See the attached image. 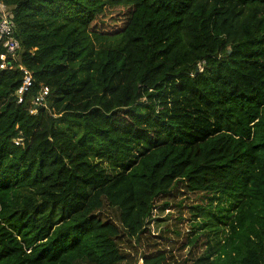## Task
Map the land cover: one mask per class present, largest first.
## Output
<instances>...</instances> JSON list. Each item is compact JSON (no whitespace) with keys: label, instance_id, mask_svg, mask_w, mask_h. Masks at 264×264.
Here are the masks:
<instances>
[{"label":"trees","instance_id":"obj_1","mask_svg":"<svg viewBox=\"0 0 264 264\" xmlns=\"http://www.w3.org/2000/svg\"><path fill=\"white\" fill-rule=\"evenodd\" d=\"M1 1L0 264H264V0ZM191 195L198 232L161 247Z\"/></svg>","mask_w":264,"mask_h":264},{"label":"rangeland","instance_id":"obj_2","mask_svg":"<svg viewBox=\"0 0 264 264\" xmlns=\"http://www.w3.org/2000/svg\"><path fill=\"white\" fill-rule=\"evenodd\" d=\"M122 18V13L118 11H107L105 15L102 16V19L108 20V21H113L115 19H121ZM145 104L141 105L144 106ZM182 196H179L181 198ZM180 202V201H179ZM200 201L198 198H196V195H191L190 199H186L183 201L179 206H175L174 204L171 207L167 206H161L158 207L153 215L152 219L150 221V228L155 234H159L161 231L164 233V237H158L156 238V242H158L161 247L168 246L169 248L172 247L171 244H174V251L175 252H182L181 247L182 245L186 244L188 245L187 239L188 237L194 236L198 231L196 230L199 227V223L203 222V220L206 218L205 210L207 206H204L205 209L199 210L196 208H193V206L199 204ZM217 202L214 204L213 211L215 210ZM225 206H229L227 202H224ZM110 216L113 218V211L107 210V212ZM106 215V214H105ZM182 216L183 219L181 221L180 225V230L182 232V236L178 240L177 243L173 242L172 240H169L168 242L165 241L166 235H170L168 231H175L177 230V226L174 225L175 220L179 217ZM197 224L196 226H191V224ZM169 224L166 228L165 226ZM172 236H174V233H171ZM186 240V241H185ZM185 241V242H183ZM154 242H151V245ZM129 245H126L127 251H129ZM145 248V245L143 246ZM190 246H187V249L184 248L183 251H186V253L190 250ZM141 248L137 252L138 257L141 256ZM136 254V253H134ZM141 261V260H140ZM140 261L138 264H140Z\"/></svg>","mask_w":264,"mask_h":264},{"label":"built area","instance_id":"obj_3","mask_svg":"<svg viewBox=\"0 0 264 264\" xmlns=\"http://www.w3.org/2000/svg\"><path fill=\"white\" fill-rule=\"evenodd\" d=\"M10 14L9 8L0 0V75L2 71L10 69L14 61L19 60V50L21 48L20 41L14 35L15 23L12 21ZM19 68L23 71L24 78L16 91V97L18 102L22 103L25 95L33 86L34 78L33 73L27 67L19 64ZM49 94V86H42L38 94L32 99L35 106L30 112L36 114L38 107L47 106Z\"/></svg>","mask_w":264,"mask_h":264},{"label":"water","instance_id":"obj_4","mask_svg":"<svg viewBox=\"0 0 264 264\" xmlns=\"http://www.w3.org/2000/svg\"><path fill=\"white\" fill-rule=\"evenodd\" d=\"M229 52H231V49H229ZM197 70H198V69H197ZM140 264H145V262H144L143 259L140 261Z\"/></svg>","mask_w":264,"mask_h":264}]
</instances>
